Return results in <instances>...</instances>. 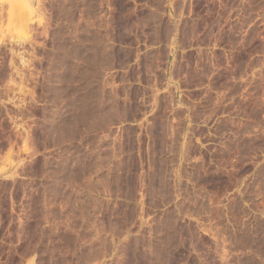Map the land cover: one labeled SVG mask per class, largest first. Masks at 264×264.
I'll return each instance as SVG.
<instances>
[{
	"label": "rangeland",
	"instance_id": "obj_1",
	"mask_svg": "<svg viewBox=\"0 0 264 264\" xmlns=\"http://www.w3.org/2000/svg\"><path fill=\"white\" fill-rule=\"evenodd\" d=\"M0 264H264V0H0Z\"/></svg>",
	"mask_w": 264,
	"mask_h": 264
},
{
	"label": "crops",
	"instance_id": "obj_2",
	"mask_svg": "<svg viewBox=\"0 0 264 264\" xmlns=\"http://www.w3.org/2000/svg\"><path fill=\"white\" fill-rule=\"evenodd\" d=\"M197 16H192L189 15L187 17H184L179 19V20H175V22L173 23V32L170 34L169 37V41H167V44H165V46L167 47H171L172 45H174L175 50L176 51H181L183 53H199V52H203V51H207V48L211 45L210 42H213L210 37L208 38V35L210 33H208V31L205 29L202 30H198L195 29L194 26H196L197 24ZM183 23H186L187 25H189L188 29L184 31V28L182 26ZM187 29V28H186ZM182 42H186L185 44H182ZM205 61H207V58L204 59ZM191 58L187 57V56H183L181 58V62H183L184 66L189 68L192 67V62H191ZM177 63H178V57L176 56V54H173V56L170 57V63L168 65V70H167V74L165 76V78H167V80H174V82H176L175 87L177 89L176 94H175V104L178 105H182L183 102H185L184 97L189 94L190 96L200 92V98H192V102L191 105L193 104H197L198 102H202L204 100V97L208 95V88H212V82H207L205 81L204 84H202L201 86H196V85H185L182 84L179 80H187L189 79L190 81L193 79L194 75L196 74L195 71L193 70H189L186 69L184 71L181 72V75L177 76ZM193 63H197V58H194V62ZM175 66V67H174ZM206 75V74H205ZM189 111H192V108H189ZM188 117L185 120V126H188L190 124H196L194 121V119H192V116H190V114H187ZM197 121H199V126H203V127H208L211 123H208V119L206 118V114H205V118L204 116L200 115V117L197 119Z\"/></svg>",
	"mask_w": 264,
	"mask_h": 264
}]
</instances>
